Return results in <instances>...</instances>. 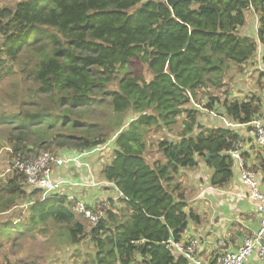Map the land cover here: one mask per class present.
Returning <instances> with one entry per match:
<instances>
[{"label": "trees", "instance_id": "16d2710c", "mask_svg": "<svg viewBox=\"0 0 264 264\" xmlns=\"http://www.w3.org/2000/svg\"><path fill=\"white\" fill-rule=\"evenodd\" d=\"M249 10L258 17L257 39L264 43V0H26L1 8L0 69L20 62L35 86L28 93L47 99L32 110L26 107L37 101L24 99L17 111L0 112V123L17 130L9 132L12 153L27 159L50 146L88 150L111 139V161L100 174L121 193L122 204L114 212L110 198L104 217L88 227L66 196L40 199L38 191L24 189L16 172L0 185V213L27 202V216L0 221V239L13 245L14 234L42 232L52 222L65 243L84 236L93 243L95 255L85 264H133L138 257L141 264H187L164 245L169 237L180 239L189 220H198L174 194L172 181L199 158L213 170L210 185L221 187L232 177L235 160L227 151L241 142L233 130L239 125L216 119L213 127L198 126L193 103L203 91L222 86L228 63L242 65L254 56L256 41L239 33ZM134 61L146 66L149 79L129 69ZM213 103L203 107L211 111ZM218 104V116L234 124L250 122L259 111L252 96ZM94 111H106L102 123ZM128 112L136 116L122 127ZM178 121L177 139L160 137ZM153 129L160 134L153 132L154 156H147ZM205 153L213 156L205 159ZM140 239L142 244L132 242Z\"/></svg>", "mask_w": 264, "mask_h": 264}, {"label": "crops", "instance_id": "0c3cea01", "mask_svg": "<svg viewBox=\"0 0 264 264\" xmlns=\"http://www.w3.org/2000/svg\"><path fill=\"white\" fill-rule=\"evenodd\" d=\"M253 15L254 18L251 25L254 26L255 31L253 32L252 30L251 35L247 34V36L256 41L257 49L256 55L254 54L249 60H253L255 69L262 72L264 71V65L261 61V55L264 51V43H260L257 39L258 17L254 12ZM259 44H261V49ZM249 60L246 62H249ZM258 78L260 80V88H257L256 97L253 99L259 104L256 118L264 124V79H262L260 73ZM231 95L233 96L232 99L239 100H247L251 97L248 95L243 96L242 93H237L233 89ZM233 130L241 138L242 147L240 152L243 162L255 173L257 185L260 191L264 193V148L255 142L251 125L240 124ZM63 150H71V153L73 151L72 149ZM60 151L57 152L60 154ZM80 151L73 152L74 154L72 156L69 155L67 158H73ZM81 157L76 162L69 161L70 163L67 166L64 164L65 166L53 168V177L63 181L60 187V191L63 190L61 193L66 196H73L83 201L89 207L98 206L104 200H108L109 202L111 198L110 200L116 206L113 207L114 209L110 206V209L117 212L115 209L117 205L122 204L120 202L122 195L116 188H112V186L115 187L112 182H108L101 177V168L106 162L101 160L98 168H96V162L87 161L81 159ZM108 159H111V157H108ZM212 173L213 170L206 165L204 160L199 158L197 166L193 168H180L174 176V181H172V183L175 182L177 185V188L173 189L174 194H178L179 201L185 203V210L193 211L198 217V220H189L187 222L186 229L182 233L180 240H197L199 247L196 255L204 264H212L218 252L235 250L244 237L254 234L259 228L257 201L249 197V187L241 180L237 162L234 161L231 179L221 187L210 185ZM94 190H100V194L98 195ZM105 190L108 191V194H105ZM87 193L89 195H86ZM28 205L29 203H24L26 210ZM17 206L14 207L16 208ZM7 212L8 210L0 213V216L5 215ZM10 212L12 216L6 215L7 217H4L0 221L10 220L16 222L21 211L18 214L12 213L10 208ZM13 217L15 218L13 219ZM219 241H222V246L218 245ZM93 254L95 255V249ZM75 258L71 257V260ZM90 261H92V258L86 259L84 264ZM48 263L56 264V261H48ZM133 264H141L140 258L138 257ZM187 264L189 263L187 262ZM244 264L264 263L259 259L257 253L253 252Z\"/></svg>", "mask_w": 264, "mask_h": 264}, {"label": "rangeland", "instance_id": "374dc122", "mask_svg": "<svg viewBox=\"0 0 264 264\" xmlns=\"http://www.w3.org/2000/svg\"><path fill=\"white\" fill-rule=\"evenodd\" d=\"M19 1L26 0H0V9L13 8L15 4ZM246 16L247 20L245 24L239 29V33L241 35H251L252 30L253 32L255 31L254 26L251 25L254 18L253 12L249 10ZM259 46L261 49V44H259ZM25 56L26 55L21 56L22 60L25 58ZM33 61L34 59L30 62L31 65L29 66V68L32 66ZM21 66L22 64L20 62L12 64L6 63L3 68L0 69V112L4 111L6 113H10L12 111H17L20 103L23 102L24 99L26 101H37L34 105L28 107L24 106L26 107V109L30 110L34 109L41 100H47L46 97L43 95L38 94L36 97L35 93H28V89L32 88L34 91L35 86L29 76L25 77V75L22 74ZM128 66L134 74H142L143 77L146 79H149L151 77V75L146 69V66L141 67V64H139L137 61L130 63ZM259 73L261 72L255 69V63L253 62V60H249V62H245L242 65L228 63V67L223 77L222 86L217 88L210 87L209 89L203 91L200 96H198V99L200 98V102L197 104L200 107L198 108L199 114L197 116V120L199 121V123L204 126L210 127H213L214 125L218 124V121L216 120L218 118L212 116L209 113L210 110L204 108L203 105L210 101L216 102L215 105L213 103L214 108L211 111L218 116L217 113L219 111H222L221 106H219L218 103L223 99H232V89L237 93H242L243 96L248 95L249 97H256V90L257 88H260V80L258 78ZM120 75L121 73L119 74V76ZM262 79H264V77H262ZM106 111H94L98 118L93 119L99 120L102 123L104 121ZM135 116V114L128 112L124 117L125 120L123 119L124 121L122 127L126 126L129 121L135 118ZM211 116L214 117V119L211 120ZM180 119H182V116L178 118V120ZM178 126L179 121L175 125H173V130L171 129L170 131H167L170 133H166L165 130H162L165 135L161 134L160 137H167L168 140L177 139L178 137H176V135L179 133L177 132ZM16 131V127L12 124L0 123V185L3 183H7L9 181V178L13 177L15 174L18 173L13 168V163L14 160L17 158V155H14L12 153L8 141V137L10 134L9 132ZM34 132L36 134H39L38 131ZM56 132V129L53 130V132L49 134V137H51L52 139L51 135H54ZM153 132H155V135L160 134V131L156 132L154 129L148 133V136L150 137L149 140L153 143L151 147L148 148L147 156H154L151 151L154 150L157 143V139L153 138ZM32 137L34 138V135H32ZM110 141L111 139L106 141V145L99 151H94L92 150V148L86 150V154H84L81 159H85L94 163L96 162V168H98V164L101 160L106 162L104 165L109 164L111 159H108V157L110 158L112 156V144H110ZM51 148L52 147L50 146L49 150H51ZM51 151L55 152L54 150ZM70 151L71 150H61L58 156L67 158L69 155L72 156L74 154L73 152H78L79 150L74 149L72 153ZM31 154L34 155L35 152ZM155 156L156 159H162L161 153L158 150L156 151ZM148 161L151 162V159L149 157ZM69 163L70 162L67 161L66 166ZM23 187L26 191H29L25 186ZM94 191L98 195L100 194V190ZM61 192H63V190ZM105 192V194H108V191L105 190ZM86 195H89V193H87ZM20 210L21 216L19 219H16L17 221H21L27 216V210L26 208H24V203H20L16 208L14 206L11 207L12 213L18 214ZM6 215L12 216L10 209L5 215L0 216V220L4 219V217H7ZM14 218L15 217H13V219ZM83 223L87 224L84 219ZM87 225L85 226L88 230ZM62 232L63 231L61 230L60 226L49 222L47 226L42 229V232H38V230H34V232H31L29 230V232H27L25 235H19L18 233L14 234L13 237H15L16 240L13 245L4 238L0 239V264H49L48 261H56V264H59V262H61L60 264H84L86 259L94 257V246L88 237L84 236L80 238L77 243L70 244L67 241L66 243L64 242L63 235L61 237L58 235ZM71 257L76 258L74 260H71Z\"/></svg>", "mask_w": 264, "mask_h": 264}, {"label": "built area", "instance_id": "2783aa9c", "mask_svg": "<svg viewBox=\"0 0 264 264\" xmlns=\"http://www.w3.org/2000/svg\"><path fill=\"white\" fill-rule=\"evenodd\" d=\"M193 104L195 107L200 108L196 103ZM209 113L217 117L226 127L240 125L234 124L224 116H217L212 111H209ZM246 124L252 127V135L255 142L260 147L264 148V124L257 118H254ZM105 145L106 143L95 146L92 150L99 151ZM241 147L242 143L237 141L233 143L227 153L237 162L241 180L249 187V197L257 201L259 228L254 234L244 237L235 250L218 252L212 264H244L253 252H256L259 259L264 263V193L260 191L257 185L255 173L244 164L240 152ZM85 151L86 150H81L80 153L73 158H63L58 156L59 153L57 151L52 152L49 149L41 150L31 158L23 159L17 157L14 160L13 168L23 175V185L29 191H38L41 197L40 199L52 195H64L60 191L63 181L53 177V168L60 167L66 164L67 161H78L81 155L86 154ZM66 203L75 215L81 216L87 222L88 226L94 227L99 223L100 219L104 217V208L108 206L109 202L108 200H104L99 203L98 206L89 208L83 201L73 196H66ZM132 242L135 244H142L144 240L140 239ZM164 245L174 257H184L189 264H204L196 255L199 246L198 241L195 239L182 241L169 237L164 242ZM218 245L222 246V241H219Z\"/></svg>", "mask_w": 264, "mask_h": 264}, {"label": "water", "instance_id": "95a60500", "mask_svg": "<svg viewBox=\"0 0 264 264\" xmlns=\"http://www.w3.org/2000/svg\"><path fill=\"white\" fill-rule=\"evenodd\" d=\"M198 126H202V125H200V124H198ZM210 156H213V154L212 153H205V159L206 158H208V157H210ZM112 188H115L114 186H112Z\"/></svg>", "mask_w": 264, "mask_h": 264}]
</instances>
